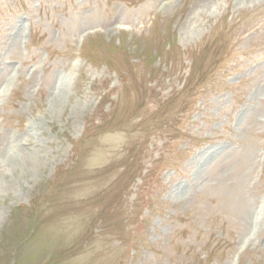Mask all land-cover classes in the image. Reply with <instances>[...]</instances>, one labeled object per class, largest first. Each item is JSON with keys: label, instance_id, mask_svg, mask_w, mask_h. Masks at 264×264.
<instances>
[{"label": "rangeland", "instance_id": "1", "mask_svg": "<svg viewBox=\"0 0 264 264\" xmlns=\"http://www.w3.org/2000/svg\"><path fill=\"white\" fill-rule=\"evenodd\" d=\"M0 264H264V0H0Z\"/></svg>", "mask_w": 264, "mask_h": 264}]
</instances>
